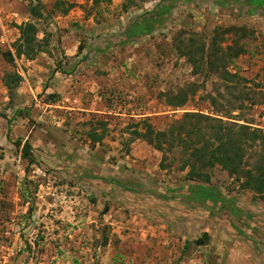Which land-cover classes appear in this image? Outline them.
Here are the masks:
<instances>
[{"label": "rangeland", "instance_id": "1", "mask_svg": "<svg viewBox=\"0 0 264 264\" xmlns=\"http://www.w3.org/2000/svg\"><path fill=\"white\" fill-rule=\"evenodd\" d=\"M41 1L33 22L44 52L12 66L0 56V264H264V200L219 166L199 170L208 184L187 181L179 149L158 152L133 134L145 131L141 120L163 131L184 113L264 132V7L175 1L157 31L121 43L135 17L169 1L78 0L65 16L48 15L51 0ZM35 4L0 0V50L11 49ZM214 30L226 54L242 47L225 68L245 84L194 70L177 50L189 37L208 45ZM204 58L195 50L191 61ZM11 72L22 81L8 95ZM60 79L70 102L54 90ZM178 92L186 103L167 106L161 95ZM198 184L218 189L224 205L180 200Z\"/></svg>", "mask_w": 264, "mask_h": 264}, {"label": "trees", "instance_id": "2", "mask_svg": "<svg viewBox=\"0 0 264 264\" xmlns=\"http://www.w3.org/2000/svg\"><path fill=\"white\" fill-rule=\"evenodd\" d=\"M34 1L36 4L28 7V15L32 20L15 25L18 31L16 42L10 50H0V56L8 65H14V61L20 58L33 60L39 53L44 52L42 40L37 39L38 28L33 20L42 17L41 12L45 9V5L41 0ZM168 1V3L163 1L157 5L153 13L135 17L126 27L121 43L137 42L157 31L161 19L170 16L173 2L183 0ZM97 3L98 0H92L93 5ZM246 3L253 7H264V0H246ZM75 7V3L67 0H51L47 14L65 16ZM224 31L228 32L229 29ZM217 35V31L214 30L208 45L200 40L197 42L194 37H189L182 47L177 46V50L183 57L188 58V62L194 67V70H197L200 65H204L216 73L221 70L220 74L225 80H235L237 83L245 84L244 78L239 77L236 73L227 72L225 68L226 64L232 62L229 60L243 53L242 47L236 46L235 51L228 47L230 52L226 54L217 43ZM193 36L197 37L198 34L194 33ZM195 50L199 51L202 58L205 57L204 61H191ZM21 81V75L11 72L3 75L2 84L8 95H11ZM161 96L165 98L167 106L174 108L182 107L187 101L184 92L163 93ZM245 100L248 102L247 96ZM249 101L251 107L256 105L252 99ZM138 125H142L145 131L141 133L134 130L135 138L142 139L154 150L163 153L164 151L170 152L173 148L179 149L185 156L180 170L188 168L187 181L198 180L208 184L209 175L199 170L219 166L229 176H235L238 181L241 180L240 187L253 194L252 200L256 198L264 200V132L260 128L252 127L247 123L227 125L218 119H210L199 113H184L180 119L172 122L163 131L155 130L145 120L136 123L135 127ZM100 138L99 135H92L94 142H98L101 140ZM22 156L29 163L32 162L28 144H25ZM164 157L163 154L159 163L160 169H164ZM191 188L189 194L192 197L196 195L198 202H212L216 205L225 203L220 191L213 186L198 184ZM106 210L107 208L104 207L103 211ZM232 212L235 214L239 211L233 209ZM195 243L201 245L202 241L196 240Z\"/></svg>", "mask_w": 264, "mask_h": 264}, {"label": "crops", "instance_id": "3", "mask_svg": "<svg viewBox=\"0 0 264 264\" xmlns=\"http://www.w3.org/2000/svg\"><path fill=\"white\" fill-rule=\"evenodd\" d=\"M67 1H69V2H72V3H74V2H76V1H78V0H67ZM6 5H8V6H11V3H8V1H6V3L4 4V7L6 6ZM9 9V8H8ZM11 15H9V17H10ZM67 47L66 46H64V45H62V49L64 50V49H66ZM67 54V53H66ZM27 61V60H26ZM29 61V60H28ZM31 61V60H30ZM59 75V73L58 72H56L55 73V76H58ZM98 78V77H97ZM23 79H26V77L24 76L23 77ZM29 79H32L31 77L29 78ZM57 79H59V77L57 78ZM56 82V86L54 87V90H56V93L57 94H63V95H65L64 96V98H62V103L63 102H70V101H72V98H71V94L72 93H66V91H67V88H66V90L64 89L65 87H64V85H65V80L64 79H60V81H58V80H56L55 81ZM28 84V83H27ZM28 87H29V90L31 91V92H33V90L31 89V87L29 86V84H28ZM54 92V91H53ZM77 99H75V100H73V101H76ZM57 107L58 108H61L60 107V105L58 104L57 105ZM69 109V110H72V108L70 107V106H66V109ZM192 188L191 187H189V186H186L184 189H181V191H180V200L182 199V200H185V201H188L190 204H195V205H197V204H200V203H203V202H198V201H196V200H198L197 198H196V195L195 196H191L190 194H189V191L191 190ZM132 198V197H131ZM178 202H180V203H184L183 201H179V200H177ZM205 203V202H204ZM207 203H209V202H207ZM211 203V202H210ZM251 208V207H250ZM249 219L251 218V220L253 221H255V219H259L258 217H248ZM248 219V220H249ZM259 222V221H258ZM254 224L253 223H251V226H253Z\"/></svg>", "mask_w": 264, "mask_h": 264}]
</instances>
